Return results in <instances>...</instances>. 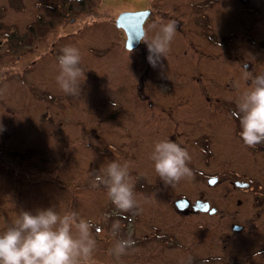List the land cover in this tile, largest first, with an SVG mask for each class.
Masks as SVG:
<instances>
[{
  "label": "rangeland",
  "instance_id": "obj_1",
  "mask_svg": "<svg viewBox=\"0 0 264 264\" xmlns=\"http://www.w3.org/2000/svg\"><path fill=\"white\" fill-rule=\"evenodd\" d=\"M44 1L0 0V125L4 128L0 132V233L20 211L35 214L39 209L51 207L61 216L75 213L90 219L91 233L99 242L91 264H184L190 254L218 253L216 246L220 244L212 236L215 232L223 234L231 224L227 215L230 172L235 168L239 173L248 170L243 163L236 165L231 160L229 137L232 119L239 122L233 115L237 111L236 101L250 86L246 84L248 79L242 66L248 64L253 74L264 73V0H244L232 24L227 28L217 24L213 28L214 32L228 36L236 31V40L221 48L220 62L231 68L232 62L227 57L233 48L236 50L235 88H230L227 79L211 89L209 82L201 78L200 93L195 85L189 86L190 79L180 82V78H164L161 67H151L146 59L148 53H141L147 51L144 43L131 55L126 51L124 35L110 24L112 17L98 29L92 20H87L84 33L67 39L64 45L76 47L82 57L79 66L84 75L79 81L77 97L67 96L56 82L59 66L53 60L58 53L54 45L62 33L40 43L38 26H30L25 32L40 13L37 5ZM121 3L110 6L111 16L128 8L126 0ZM248 10L253 13L243 17ZM80 26L76 24L69 31ZM146 32L148 37L153 35L152 29ZM63 44L60 42L57 47ZM206 95L237 100L211 104L214 99H203ZM115 102L120 104V116L109 118L118 112ZM170 132H174L176 143L189 147L186 150L193 167L191 179L165 186L166 194L171 196L169 200L160 195L152 197L157 198L160 210L157 223L172 242L166 246L153 240L129 249L117 260L109 255L116 242L109 238L111 231L106 220L113 221L119 217L117 211H122L108 199L106 187L94 183L95 175L102 174L110 161L121 164L127 161L140 192H147L141 174L147 180L159 181L158 190L164 191L149 157L155 143L165 140ZM200 153L209 155L205 158ZM207 177H216V182L208 184ZM134 193L139 203L137 209L146 210L137 215L153 210L149 197ZM179 195H187L192 201L209 200L219 208L218 212L181 219L171 202ZM166 209L172 218L165 216ZM136 219L129 223L128 229L134 228L139 234L149 217ZM152 223L155 224L154 220ZM203 231L208 235L200 242L198 236ZM150 252L156 253L158 259L154 254L151 259L136 258Z\"/></svg>",
  "mask_w": 264,
  "mask_h": 264
},
{
  "label": "flooded vegetation",
  "instance_id": "obj_2",
  "mask_svg": "<svg viewBox=\"0 0 264 264\" xmlns=\"http://www.w3.org/2000/svg\"><path fill=\"white\" fill-rule=\"evenodd\" d=\"M121 1L45 0L43 3L39 2V5H37L40 8V13L29 24L25 32L28 31L30 26H38V30L41 31L40 34L42 36V39L39 40L40 43L42 41L45 43L49 40V37L52 38L54 35L62 33L54 45V51L56 50L58 53L53 56V60L58 63V57L61 55V49L67 44V39L81 36L87 29V20H92L93 26L98 29L104 25V22L110 21L113 17L110 24L116 27L115 22L120 13L148 10L150 15L143 23L144 35L147 29H151V27L149 28L150 24L167 23L170 20L175 21L177 24L176 35L170 45L169 52L166 54V58L163 60V67L161 68V73L164 78H180L182 79L180 82H186L190 79L189 86L191 84L195 85L200 93L203 91V88L200 86L201 78L209 82L211 89L216 87L217 84L225 82L227 79L230 83V88L236 87V63L238 56L236 50L233 48L232 54L227 57V61L232 62L231 68H229L227 63L224 65L220 64L222 61L221 48L236 40V31H231L230 36H228L225 33L219 34L214 32L213 28L217 24H223L224 28H227L229 23L232 24L237 18L238 6L239 4L241 6L244 0H126L129 3L127 5L128 8L119 10L118 14H115L116 16H111L110 6H115L118 3L123 4ZM250 13L253 12L251 10L246 11L243 17H249ZM150 20L152 22L147 27L146 23ZM76 24L78 26L81 25L80 28L76 31H69ZM117 29L122 32L126 39L124 31L119 28ZM13 30L11 29V31ZM92 35L91 33L90 36ZM95 36L98 38L97 35ZM205 41H207L208 45H206ZM60 42L64 43L63 47L60 45L57 47V44ZM211 47L213 48L211 49ZM139 48L140 43L134 50ZM141 53L146 55L147 51L142 50ZM213 84L215 85L212 86ZM246 84H250V81L247 80ZM209 96H202V98L205 100L214 99V102L211 104L218 103L221 100H224V102L233 99L237 100L236 97ZM141 98L144 100L147 99L144 96ZM114 105L118 109V112L116 115H110L109 118L120 116V104L115 102ZM238 123L240 122L236 123L232 119L231 138L229 137V141L231 139L230 146L232 150L231 160L236 165L243 163V166L245 168L247 167L248 170L239 173L238 169L235 168V170L230 172L231 199L230 210L227 215L231 217V224L228 225V230L223 234L215 232V235L212 236V238L216 237L220 244L216 246L218 253L204 256L190 254L185 259V262H183L184 264H264V144H259L251 148L245 146L240 137L242 129ZM173 133L170 132V135L168 134L169 136L167 135L168 138L166 137L165 140L172 138V141L175 142ZM179 145L185 149H189L185 144ZM196 150L198 149L196 148ZM201 155L206 158L209 153H200ZM188 166L189 168H193L190 164ZM141 175L140 177L145 184L147 192H140L136 186L134 187V191L143 194L145 197H149L152 201L151 206L153 210L147 214L144 212L139 215H137L139 212L146 210H141V208L137 209L136 207L128 212L117 211L119 217L113 218L114 220L111 222H109V219H107L108 221L106 220V227H109L111 231L109 238L116 242L128 238L129 234H131V239L135 241L134 247H141L153 240L169 246L172 238L166 231H162L163 227L157 223L156 217L158 216L157 213L160 214V210L157 209V198L152 197L160 195L163 196L162 198L169 200L171 196L166 194L165 185L164 191H160L157 185L159 181L156 183V180V182L153 181L154 178L147 180L143 174ZM214 179L216 177L206 178L208 184L216 182ZM157 190L159 191L158 193ZM171 202L179 215L178 217L181 219L195 215H216L219 209L209 200L205 201L197 198L192 201L187 195H179L176 199L171 200ZM198 203L207 204V208L203 210L197 209ZM189 209L191 210L189 211ZM147 216L149 217V221H144V231L138 234L134 228H132L133 230H130L131 228L128 229L129 223L136 222V218L142 219ZM165 216L172 218V213L169 209H166ZM153 220L155 224L152 223ZM116 221H119L120 228L113 233L111 225ZM151 233L153 235L148 237ZM200 234H202L198 236L200 242L205 241L208 234L204 231ZM95 240L96 243H99L97 239ZM173 244L175 245L177 243ZM153 254V252H150L146 256L139 254L136 255V258L151 259ZM154 255L158 259L157 254L155 253Z\"/></svg>",
  "mask_w": 264,
  "mask_h": 264
},
{
  "label": "clouds",
  "instance_id": "obj_3",
  "mask_svg": "<svg viewBox=\"0 0 264 264\" xmlns=\"http://www.w3.org/2000/svg\"><path fill=\"white\" fill-rule=\"evenodd\" d=\"M153 35L147 32L137 41L144 43L147 49V62L153 68L163 67V60L170 50L176 35L175 21L153 23ZM131 55L134 45L126 46ZM82 57L79 49L65 46L58 57L59 73L56 82L61 91L69 97L80 94V78L84 75L79 66ZM244 75L250 81L248 90L236 101L237 111L233 113L239 119L242 131L240 137L247 147L264 144V73L253 74L248 65L243 66ZM4 130L0 125V132ZM149 159L153 162L157 176L165 186H174L181 180L191 179L192 171L188 164L191 156L178 143L161 140L155 143ZM129 162L121 164L110 161L102 174H96L94 183L106 187L107 197L122 212L137 207L134 193L135 183L129 172ZM91 223L73 213L61 216L49 207L39 209L33 214L20 211L15 220L0 233V264H91L96 248V240L91 234ZM120 228L119 221L112 225L113 233ZM135 241L131 234L126 239L116 241L109 249V255L117 260L133 248Z\"/></svg>",
  "mask_w": 264,
  "mask_h": 264
},
{
  "label": "water",
  "instance_id": "obj_4",
  "mask_svg": "<svg viewBox=\"0 0 264 264\" xmlns=\"http://www.w3.org/2000/svg\"><path fill=\"white\" fill-rule=\"evenodd\" d=\"M150 15L148 10L138 11V12H122L118 15L116 19V27L122 29L125 33V49L126 46L134 45V49L138 47L139 41L143 35V23ZM180 206V204L178 203ZM207 204L198 203L197 209H205Z\"/></svg>",
  "mask_w": 264,
  "mask_h": 264
}]
</instances>
